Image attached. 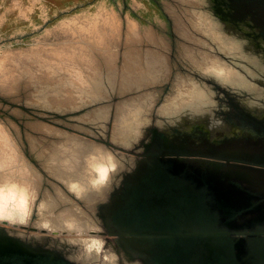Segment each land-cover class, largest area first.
<instances>
[{"label":"water","instance_id":"water-1","mask_svg":"<svg viewBox=\"0 0 264 264\" xmlns=\"http://www.w3.org/2000/svg\"><path fill=\"white\" fill-rule=\"evenodd\" d=\"M190 7L205 47L189 57L193 76L181 80L160 106L146 98L99 110L91 119L105 129L113 115L111 142L117 149H94V142L83 139L71 151H51L47 164L61 182L80 184L87 183V157L97 152L116 158L113 182L162 167L205 191L211 207L235 224L264 226V0H193ZM82 145L88 147L79 151ZM56 205L53 198L46 201L35 224L0 226V264H35L59 255L103 264L93 252L97 236L120 256V264H137L125 257L117 238L89 231L97 223L81 222Z\"/></svg>","mask_w":264,"mask_h":264},{"label":"rangeland","instance_id":"rangeland-1","mask_svg":"<svg viewBox=\"0 0 264 264\" xmlns=\"http://www.w3.org/2000/svg\"><path fill=\"white\" fill-rule=\"evenodd\" d=\"M75 1L0 0V180L35 190L38 217L30 224L56 197L50 188L64 181L47 164L51 151H71L83 139L117 149L113 115L105 129L91 118L123 102L149 98L160 106L193 76L189 57L205 50L193 0H77L70 7Z\"/></svg>","mask_w":264,"mask_h":264},{"label":"flooded vegetation","instance_id":"flooded-vegetation-1","mask_svg":"<svg viewBox=\"0 0 264 264\" xmlns=\"http://www.w3.org/2000/svg\"><path fill=\"white\" fill-rule=\"evenodd\" d=\"M123 179L102 190L59 182L50 188L55 210L97 223L89 231L117 238L138 264H264L261 223L235 224L211 207L205 191L162 167ZM35 264L81 263L59 255Z\"/></svg>","mask_w":264,"mask_h":264},{"label":"clouds","instance_id":"clouds-1","mask_svg":"<svg viewBox=\"0 0 264 264\" xmlns=\"http://www.w3.org/2000/svg\"><path fill=\"white\" fill-rule=\"evenodd\" d=\"M87 184L93 190H102L112 183L118 175L116 158L110 153L97 152L90 154L86 161ZM123 180V176H120ZM80 185L79 181H74L71 187ZM119 184H117V188ZM38 205L35 190L27 183L14 180H0V226L3 225H26L33 220V215L37 217ZM96 231H102L97 228ZM11 234V233H10ZM21 237L20 233H18ZM93 252L100 256L103 264H120V256L107 246V242L100 237H93ZM127 264V261H125ZM138 264V262H137Z\"/></svg>","mask_w":264,"mask_h":264},{"label":"crops","instance_id":"crops-1","mask_svg":"<svg viewBox=\"0 0 264 264\" xmlns=\"http://www.w3.org/2000/svg\"><path fill=\"white\" fill-rule=\"evenodd\" d=\"M75 1V0H74ZM79 6L77 0L70 6V7H77ZM64 9V10H63ZM66 9L65 8H60V9H56L55 11H53V14H60L61 12L65 11ZM48 12V11H47ZM46 13V12H44ZM49 13V12H48Z\"/></svg>","mask_w":264,"mask_h":264}]
</instances>
